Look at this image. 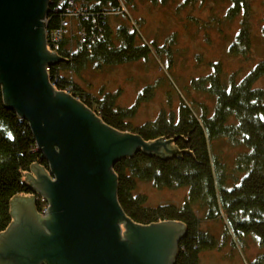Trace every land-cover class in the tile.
Returning a JSON list of instances; mask_svg holds the SVG:
<instances>
[{"label": "trees", "instance_id": "trees-1", "mask_svg": "<svg viewBox=\"0 0 264 264\" xmlns=\"http://www.w3.org/2000/svg\"><path fill=\"white\" fill-rule=\"evenodd\" d=\"M231 1L233 15L243 1ZM66 3L72 5L66 7L70 29L51 46L60 62L47 67L54 88L60 92L70 87L72 97L111 129L137 135L146 143L174 140L173 146L180 153L163 159L139 152L114 165L117 202L125 216L143 226L170 221L182 224L186 236L178 244L174 264H198L199 253L214 245L200 225L220 218L225 225L224 235L230 234L240 243L245 237L252 238L264 249V90L254 88L264 76V62L228 90L221 84L218 72L206 82L197 83L200 87L194 84V89L200 88L215 98L210 117L205 112L198 115L193 106L181 102L176 116L161 113L156 121L130 130L125 122L128 113L114 108V96L101 102L96 100L94 105L74 80L92 64L113 67L148 58L150 50L139 43L134 29L120 23L112 26L110 22L114 17L120 20L112 13L121 12L123 6H133L134 0H66ZM75 7L78 12L71 18ZM53 8L54 5L49 7L47 15L48 33L59 28L65 17ZM246 37L244 32L239 34L236 41L239 46H233L232 53L248 50ZM218 142L243 147L245 151L237 154L231 165L215 151L214 144ZM34 145L28 123L6 107L0 87V234L11 223L12 199L32 194L24 175L34 165L48 170L42 155L32 152ZM138 182L150 183L156 189L184 188L187 196L180 206L167 204L150 209L145 206L144 197L135 195ZM251 264H264V254Z\"/></svg>", "mask_w": 264, "mask_h": 264}, {"label": "water", "instance_id": "water-1", "mask_svg": "<svg viewBox=\"0 0 264 264\" xmlns=\"http://www.w3.org/2000/svg\"><path fill=\"white\" fill-rule=\"evenodd\" d=\"M50 0H0V87L7 108L25 120L48 163L26 181L44 198L10 202L11 223L0 234V264H174L186 236L178 222L134 224L117 202L119 161L141 152L180 155L174 140L144 142L105 125L68 94L55 91L46 68L60 60L46 46ZM40 218V219H39Z\"/></svg>", "mask_w": 264, "mask_h": 264}, {"label": "rangeland", "instance_id": "rangeland-1", "mask_svg": "<svg viewBox=\"0 0 264 264\" xmlns=\"http://www.w3.org/2000/svg\"><path fill=\"white\" fill-rule=\"evenodd\" d=\"M242 1L233 16L231 0H134L133 6L112 13L120 20L114 17L110 22L134 29L139 43L150 50L148 58L113 67L92 64L74 81L92 104L114 96V108L128 113L125 122L130 130L156 121L161 113L176 116L181 102L193 106L198 115L205 112L210 117L215 98L194 89V84L200 87L197 83L218 72L228 90L264 62V0ZM241 32L247 36L248 50L234 54L232 48L239 46L236 41ZM254 88L264 90V76ZM214 149L231 165L245 151L222 142L215 143ZM135 193L145 198L146 207L155 209L180 206L187 189H156L138 182ZM200 229L214 245L199 253L198 264H251L264 254L252 238L240 243L224 235L222 218L202 222Z\"/></svg>", "mask_w": 264, "mask_h": 264}, {"label": "built area", "instance_id": "built-area-1", "mask_svg": "<svg viewBox=\"0 0 264 264\" xmlns=\"http://www.w3.org/2000/svg\"><path fill=\"white\" fill-rule=\"evenodd\" d=\"M54 5V8L53 10L56 11V12H61L62 14H64V18H63V21L61 22V26L55 30H53L51 33H48L45 31V38H46V46H47V49L53 53V50H52V45H56L59 40L61 39L62 36H66L67 34V30L70 29V23L68 21H66V7L67 5L68 6H72L71 4L69 3H66V0H51L50 1V5ZM69 7V8H70ZM77 7V6H76ZM75 7V11H73L69 16L72 18V16H75L76 12H78ZM49 13V12H48ZM71 21H75L74 19H71ZM44 23V26L46 28V23H47V17L46 19L43 21ZM82 42L84 43V41L82 40ZM46 72H47V75L48 77L50 78V74H49V68H46ZM50 84L52 86V88L57 91L55 88H54V85L53 83L51 82V78H50ZM64 94H68L69 96H72L71 94V88L70 87H67L65 88L63 91H60ZM78 100V99H76ZM32 152H38V149L36 146H34L32 148ZM38 201L41 205L40 207V210L38 211V215L40 216L41 219H46L48 217V209H49V205L47 203V201L40 197V196H36L35 197V201Z\"/></svg>", "mask_w": 264, "mask_h": 264}, {"label": "crops", "instance_id": "crops-1", "mask_svg": "<svg viewBox=\"0 0 264 264\" xmlns=\"http://www.w3.org/2000/svg\"><path fill=\"white\" fill-rule=\"evenodd\" d=\"M28 174H29L34 180H37V177H36V174H35L33 171H30V172H28L26 175H24V178H23L24 182L30 185L31 183L28 182V181H26V178H27ZM17 198H22V199H24L23 197L18 196V197H15L13 200L15 201V200H17ZM26 199H28V197H26ZM29 199H30V198H29Z\"/></svg>", "mask_w": 264, "mask_h": 264}, {"label": "bare ground", "instance_id": "bare-ground-1", "mask_svg": "<svg viewBox=\"0 0 264 264\" xmlns=\"http://www.w3.org/2000/svg\"><path fill=\"white\" fill-rule=\"evenodd\" d=\"M34 146H36V145H34ZM34 146H33V147H34ZM36 196H37V195H33V194H31V195H28V196H26V197H28V198H30V199H32V198L35 199ZM33 206H34V207L37 206L38 211L40 210L41 205H40V203H39L37 200L33 202Z\"/></svg>", "mask_w": 264, "mask_h": 264}, {"label": "flooded vegetation", "instance_id": "flooded-vegetation-1", "mask_svg": "<svg viewBox=\"0 0 264 264\" xmlns=\"http://www.w3.org/2000/svg\"><path fill=\"white\" fill-rule=\"evenodd\" d=\"M34 209H35V211H36V214L38 215V208H37V206L34 207ZM39 219H40V218H39Z\"/></svg>", "mask_w": 264, "mask_h": 264}]
</instances>
